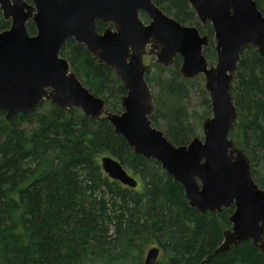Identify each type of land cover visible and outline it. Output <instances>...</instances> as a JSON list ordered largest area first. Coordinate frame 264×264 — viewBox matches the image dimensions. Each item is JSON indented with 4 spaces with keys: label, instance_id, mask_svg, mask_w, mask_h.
<instances>
[{
    "label": "trees",
    "instance_id": "1",
    "mask_svg": "<svg viewBox=\"0 0 264 264\" xmlns=\"http://www.w3.org/2000/svg\"><path fill=\"white\" fill-rule=\"evenodd\" d=\"M254 1L264 16V0ZM154 5L206 35L203 56L215 63L213 29L198 22L187 0H154ZM141 20L147 23L144 14ZM8 28L0 10V32ZM104 28L97 23L98 32ZM26 31L35 35L32 22ZM60 57L91 94L105 100L107 112L120 113L126 89L112 70L74 40L64 43ZM180 65L176 56L168 74L158 67V75H145L150 90L159 89L151 90L149 121L175 146L196 136L188 109L190 83ZM197 91L209 112L204 87ZM230 93L237 117L229 138L264 190V59L253 47L242 50ZM99 156H111L136 175L142 190L109 179ZM233 212L234 207L219 214L190 208L182 187L155 160L135 155L104 116L95 120L50 101L9 120L0 109V264H112L148 243L162 252L157 264H264V253L251 241L216 253L231 230Z\"/></svg>",
    "mask_w": 264,
    "mask_h": 264
},
{
    "label": "water",
    "instance_id": "2",
    "mask_svg": "<svg viewBox=\"0 0 264 264\" xmlns=\"http://www.w3.org/2000/svg\"><path fill=\"white\" fill-rule=\"evenodd\" d=\"M0 0L9 28L0 32V109L9 120L32 111L45 100L60 109L76 108L92 119L105 117L135 155L153 159L181 185L190 208L221 213L234 207L231 230L216 253L243 241L264 253V190L252 176V166L236 149L229 134L237 117L230 93L240 54L253 47L264 59V16L254 0H187L197 19L213 29L216 62L203 56L208 37L162 13L153 0ZM148 17V24L138 18ZM32 22L35 35L26 25ZM96 22L111 25L104 32ZM74 40L89 55L113 71L127 93L122 112L106 111L104 99L94 96L60 57L62 46ZM159 48L157 61L172 65L181 58L184 79L204 78L211 117L202 125L203 138L174 146L151 126L152 93L145 81L146 48ZM100 166L107 177L135 189L137 181L111 156ZM151 248L144 264H155Z\"/></svg>",
    "mask_w": 264,
    "mask_h": 264
},
{
    "label": "rangeland",
    "instance_id": "3",
    "mask_svg": "<svg viewBox=\"0 0 264 264\" xmlns=\"http://www.w3.org/2000/svg\"><path fill=\"white\" fill-rule=\"evenodd\" d=\"M159 50H160L159 48H153L151 45H149L146 48V53L143 56V63H144V65L146 64V67H147L146 73H147L148 76L149 75L153 76L155 74L158 75V73H156V72L159 71V68L160 69L164 68L165 70H167V69H169V66H171V65L163 66L162 64H160L157 61V55L159 53ZM213 65H215V63ZM168 71L169 70L164 71L165 75L169 73ZM189 83H190L189 84L190 97H189V100H188V102H189L188 103V109H189V113H190V121L193 124L195 132H196V136L195 137H198L199 139H202L203 138L202 125H203L204 121L207 118L211 117V106H210V110L208 112L207 108L202 103V97H200L198 95L197 88L200 87V86L204 87V78H203V76L200 75V76L196 77L193 80H189ZM194 85L196 86V88L194 87ZM151 90H152V92L154 94H156V92H159L158 88H153ZM47 101H50V100H47ZM120 106H121V104H120ZM120 108H121V110H120V112H121L122 111V107H120ZM100 159H101V156L98 157L99 166H100ZM100 168H101V166H100ZM127 173H128V175L132 176L137 181L138 185H137L136 190H142V183H141L140 179L136 175H134L132 172H127ZM231 227H232V225H231ZM148 244L149 245L144 246L145 249L142 250V252L137 251L134 255H129L127 257L120 258L119 260L115 261L112 264H144L146 253L151 248H158V246L156 244H154V245H151V243H148ZM161 253L162 252L159 249V256H158L155 264H157V261L161 260Z\"/></svg>",
    "mask_w": 264,
    "mask_h": 264
},
{
    "label": "flooded vegetation",
    "instance_id": "4",
    "mask_svg": "<svg viewBox=\"0 0 264 264\" xmlns=\"http://www.w3.org/2000/svg\"><path fill=\"white\" fill-rule=\"evenodd\" d=\"M190 6V5H189ZM191 7V6H190ZM160 10V9H159ZM161 11V10H160ZM162 12V11H161ZM141 15H143V14H140L139 15V18H141ZM166 15V14H165ZM197 18V17H196ZM198 20V19H197ZM199 21V20H198ZM177 22V21H176ZM200 22V21H199ZM97 23H100V22H96V30L98 31V29H97ZM201 23V22H200ZM102 24V23H101ZM202 24V23H201ZM206 24H208V23H206ZM206 24H202V25H206ZM103 25V24H102ZM103 26H105V28H104V30L102 31V32H104L107 28H112V26L111 25H103ZM102 32H99V33H102ZM180 68V67H179ZM145 75H146V73H145ZM181 75V74H180ZM145 78V77H144ZM195 79V78H194ZM186 80H193V79H186ZM146 81V80H145ZM147 83V82H146ZM122 84V83H121ZM148 85V84H147ZM149 87V86H148ZM125 88V87H124ZM126 93H127V91H126ZM152 93V92H151ZM124 97V96H123ZM122 99V98H121ZM122 112V111H121ZM120 112V113H121ZM115 114H117V113H115ZM119 114V113H118ZM152 126V125H151ZM153 127V126H152ZM153 128H155V127H153ZM162 132V131H161ZM163 133V132H162ZM164 135V134H163ZM166 138V137H165ZM168 141V140H167ZM169 142V141H168ZM170 143V142H169ZM173 145V144H172ZM175 146V145H174ZM176 147H178V146H176ZM125 169V168H124ZM127 172V171H126Z\"/></svg>",
    "mask_w": 264,
    "mask_h": 264
},
{
    "label": "bare ground",
    "instance_id": "5",
    "mask_svg": "<svg viewBox=\"0 0 264 264\" xmlns=\"http://www.w3.org/2000/svg\"><path fill=\"white\" fill-rule=\"evenodd\" d=\"M95 120H98V119H95ZM155 129H156V128H155ZM157 130H159V129H157ZM159 131H160V130H159ZM202 134H203V133H202ZM229 135H230V134H229ZM193 138H194V137H193ZM193 138H192V139H193ZM192 139H191V140H192ZM179 185H180V184H179ZM180 186H181V185H180Z\"/></svg>",
    "mask_w": 264,
    "mask_h": 264
}]
</instances>
